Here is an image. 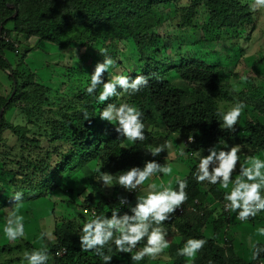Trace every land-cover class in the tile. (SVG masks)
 Returning <instances> with one entry per match:
<instances>
[{"label": "trees", "instance_id": "16d2710c", "mask_svg": "<svg viewBox=\"0 0 264 264\" xmlns=\"http://www.w3.org/2000/svg\"><path fill=\"white\" fill-rule=\"evenodd\" d=\"M177 0H0V70L8 71L16 81V91L10 98L11 89L6 96L0 97V133L5 129L12 131L24 144L34 146L39 152L31 163L15 174L10 181L14 192L21 191L24 198L38 199L45 193L46 188L58 187L54 183L57 177L67 176L77 170L96 164L101 172H108L118 177L123 170L132 166L143 167L144 161L155 159L161 164L166 158L169 149H165L158 157L148 153L149 147L172 142V135L178 134L181 139L193 137V142L186 146V156H194V152L206 155L209 147L216 145L219 148L233 144H244L255 153L264 151V121H252L246 118L245 125L239 128L237 123L234 132L223 129L222 122L217 117L218 105L213 95L223 101L231 102L233 99L230 87L224 81L225 77L220 71L211 72L201 60L185 61L175 60L168 62L162 58L164 38L159 28L163 24L162 12L169 9ZM197 5L203 6L207 11V18L200 22L191 31V21L186 19L185 28L190 31V45L200 40L208 42L220 39L226 30L235 33H245L247 27L252 28L253 18L240 7L237 0H196ZM14 6V8H10ZM16 11V16L12 17ZM13 25L14 37L22 35L26 39L36 37L41 41L66 49L72 42L83 41L92 44L98 39L115 40L116 38H132L140 46V59L143 62L139 71L128 69L127 75L135 78L144 75L148 78V85L139 92L129 96L123 92L119 85L118 94L99 104L98 96L102 85L97 86L95 92L89 95L86 91L90 84V75L81 74L80 79L70 72L76 86L69 89L71 95L66 93L54 95V105L48 107L44 100V92L37 85L29 67L24 64V54L19 57L15 40H7L2 34L5 27ZM181 27V26H180ZM254 27V26H253ZM250 28V29H251ZM144 33V34H143ZM242 35V34H241ZM109 50V47L106 48ZM19 57L16 63L10 64L5 53ZM108 55L112 57V53ZM164 60V61H163ZM171 70L179 76L180 81L173 83L167 78ZM78 75H80L78 73ZM115 75V74H113ZM108 75L103 74L106 82ZM78 79V80H77ZM188 99H190L188 101ZM129 102L137 106L143 113L145 124V141H129L115 131V123H109L99 118L100 111L109 103ZM236 101H242L246 107L252 108L264 118V87L256 86L249 81L247 90L239 93ZM17 103L26 123L35 125L44 120L40 137L48 142L49 148H43L39 139L32 140L28 136L26 127L12 126L5 119V113ZM37 107H33V106ZM87 110L88 120L83 116ZM34 117L35 120H32ZM159 128H163L160 131ZM242 134V135H240ZM178 138V137H177ZM172 145L174 143L172 142ZM184 147V146H183ZM182 148V147H181ZM244 149V148H242ZM252 152V154H253ZM179 155L175 158L178 161ZM197 165H193L187 179L186 189L188 199L182 205L184 208L194 207L195 211L185 209L179 217H171L162 227L170 231L175 227L180 242L170 243L167 254L172 258L173 264H188L184 256L178 255V249L189 238L207 239V244L190 264H227L235 257V251L230 243L220 246L218 237L229 222V213L224 208L225 191L219 184L211 185L207 182L197 183L193 173ZM239 171V170H238ZM94 178L101 182L100 173L96 170ZM112 184L115 188L114 196L101 194L96 202L93 196L80 205L81 216L79 224L69 220L55 227V235L61 240L52 244L49 254L50 264H104L102 257L94 251L84 252L80 249L79 235L83 224L90 218L84 214L88 209L96 215L111 216V212L120 214L128 212L127 206L118 203V197H125L128 205L135 204V192L126 191L120 187L116 179ZM60 187V186H59ZM177 185L174 183L173 188ZM217 205V216L212 221V236L205 237L204 229L212 218L211 202ZM197 202V203H195ZM15 201L11 198H0V213ZM219 210V211H218ZM130 214V212H129ZM86 216V217H85ZM250 222H261L264 226V217L256 216ZM144 241L137 245L133 253H121L114 243L105 246V254L112 256L110 264H146L151 258L145 257L141 261H132L131 255L144 246ZM264 246V244H259ZM111 251H108V248ZM63 248L65 254L57 256L56 252ZM7 249V250H6ZM9 249L6 245L0 248V254ZM264 260V253L258 260L247 264H260ZM10 262V261H9ZM236 264H245L237 258Z\"/></svg>", "mask_w": 264, "mask_h": 264}, {"label": "rangeland", "instance_id": "374dc122", "mask_svg": "<svg viewBox=\"0 0 264 264\" xmlns=\"http://www.w3.org/2000/svg\"><path fill=\"white\" fill-rule=\"evenodd\" d=\"M237 3L240 7H245L246 12L252 16V28L247 27L245 33L239 31L235 33L226 30L220 39L212 42H208L206 39L200 40L198 43L193 41V44L200 45V47L190 45V31L184 26L186 19L189 18L188 20L191 21L190 30L193 31V28H196L200 22L206 20L208 14L205 7L196 6V0H177L169 9L161 13L164 16L163 24L159 28L160 35L164 38V44L161 47L167 49L162 51L161 57L164 60L166 58L168 62L175 60H201L207 67L212 69L211 72L220 71L224 75V83L230 87L233 99L231 102H226L213 95V100L217 103L218 109H227L233 105L236 99L239 98V93L247 90L249 81L256 86L264 87V9L252 11L249 6L251 0H237ZM12 31L13 25L9 23L5 27V33L2 35L7 40H15L19 57L24 54L23 62L34 75V82L42 87L44 100H47L45 105L48 107H56L54 105L55 94L63 95L66 93L68 96L71 95L69 89L73 84L74 86L77 85L73 78L77 76L80 79L83 77L81 74H92L96 63L103 62V57L98 52L100 49L109 47L108 53L111 52L112 58L116 61L115 68L111 70V74L127 75L128 69L139 71L143 64L141 60L139 61L141 48L136 45L132 38H116L111 41L98 39L88 45L83 41L72 42L66 49H60L56 45L41 41L36 37L28 39L22 37V35L14 37ZM19 57L17 58L8 52L5 53V58L10 64L16 63L20 59ZM70 72L77 73L71 75L73 78L70 79V75H68ZM105 73L108 75L107 72ZM8 76V71L0 70V97L6 96L11 89L12 82ZM166 76L173 83L180 81L174 70L169 71ZM22 106V103H17L14 107H11L5 113V119L12 126L26 127L29 130L28 136L32 140L37 138L41 141L43 148H49L48 142H45L40 137L43 130H45V126H43L44 120L39 121L40 124L35 125L26 123L24 114L20 110ZM35 118L32 120H35ZM246 118L252 121H264V118L252 108L246 107L239 117V128L245 125ZM159 129L160 131L163 130V128ZM172 136L174 137L172 141L174 145H172V149L168 151L166 158L161 162V164L168 163L173 166L172 174L168 176L160 173L155 174L141 188H138L140 191L135 192V198L137 195L143 194L147 189V185L152 182L157 184L164 183L165 185L171 183L173 187L177 177L181 179L187 177L193 165H198L195 155L188 157L179 156L178 161H175L179 150L181 147L183 148V143L182 136L180 137L178 134ZM239 145L241 147V144ZM242 145L239 153L241 164H245L246 156H257L264 160V151L255 153L251 148L244 144ZM217 147L219 148V146ZM38 152L34 146L22 143L9 129H5L0 133V198L11 199L14 190L10 185V181L15 174L32 162ZM207 154L208 152L206 151ZM96 170L97 165L92 163L87 168L77 170L61 178L57 177L54 183L60 187L46 188L45 193L41 194L40 198H23L22 202H20L18 214L24 216L25 235L14 242L9 241L3 232L9 215L8 209L13 205L8 206L3 211V215L0 213V248L6 245L9 249L6 253L0 254V264H26V261L23 260V253L26 250L31 251L46 246L50 251L52 244L61 242L58 237L60 234H57V237L55 235V227L69 220H74L78 222L76 223L77 225H80L79 219L82 218L80 205L88 196H93L96 202L102 193L114 196V186L105 187L102 181L99 182L94 178ZM238 170L239 165H237V172L233 173V179L238 175ZM230 188L231 185L229 189L223 190L227 192ZM225 203L227 202L225 201L224 205ZM217 205L215 201L211 202L213 215L204 229V235L208 238L212 236L211 223L217 216ZM228 213L229 222L222 229L217 243L220 246L230 243L235 251V257L229 260L227 264H236L237 258L247 264L252 261V244L264 243V236H260L257 233L258 227H264L263 223L250 222L249 220L241 221L237 219L235 212L228 210ZM257 216L264 217V212L259 213ZM42 233L46 234L43 238ZM167 233L168 236L166 238L170 243L178 244L180 242L181 239L177 235L174 226ZM184 258L188 264L192 261L185 256ZM173 263L172 258L167 254V249H165L160 256L156 259H150L146 264Z\"/></svg>", "mask_w": 264, "mask_h": 264}, {"label": "clouds", "instance_id": "9594fccd", "mask_svg": "<svg viewBox=\"0 0 264 264\" xmlns=\"http://www.w3.org/2000/svg\"><path fill=\"white\" fill-rule=\"evenodd\" d=\"M250 9L259 11L264 9V0H251ZM103 62H97L92 72L90 84L86 91L92 95L97 86L102 85V91L98 96V103L101 104L110 97L116 96L117 85L123 92L129 96L139 92L148 85V78L144 75H136L131 78L124 74H111L115 68L116 61L108 55L107 49L98 51ZM78 60V57L76 56ZM107 72L106 82L103 74ZM246 105L242 101H236L227 109H218L216 115L222 122L223 129L234 132ZM83 116L88 120L87 110H83ZM143 113L137 107L129 102L109 103L99 113V118L103 121L112 123L115 121V131L124 139L129 141H145L148 137L145 135V124L142 120ZM187 138L182 139L185 140ZM189 142H193V137H188ZM172 149V142H166L163 145L149 147L148 153L152 157H158L165 149ZM186 145L179 150L178 155L186 156ZM208 154L202 155L201 152H194L198 160L197 171L193 173L197 183L207 182L211 185L219 184L223 189H229L224 195L227 202L224 205L226 211L230 210L237 214V219L246 221L256 217L264 212V160L257 156H246L245 164L240 163L241 147L239 144L218 148L213 145L207 149ZM238 175L233 179V173ZM100 167L97 171L100 173V181L105 187L113 186V179L117 180L120 187L126 191L138 192L141 186L145 184L155 174L160 173L168 176L173 172V166L168 163L160 164L155 159L144 161L143 167L132 166L127 170L121 171L118 177L108 173L101 172ZM176 188L171 183L157 184L149 183L143 194L137 195L134 205H128L125 197H118V203L121 206H127L129 211L120 214L119 211L111 212V216L96 215L92 210H88L91 218L83 224L81 235H79L80 249L84 252L94 251L97 256L102 257L104 264H110L112 256L105 254V246L114 243L121 253H133L137 245L144 241V246L131 255L132 261H141L145 257L156 259L170 245L167 230L162 225L176 217L174 213L188 199L186 192L187 179L176 178ZM138 189V190H137ZM11 198L15 201L14 205L8 209L6 225L3 229L5 237L9 241H16L25 235L24 216L18 214L20 202L24 198L21 191L13 192ZM197 203V202H195ZM184 208V206H182ZM184 208L185 209H189ZM190 210V209H189ZM191 211V210H190ZM93 212V214H91ZM130 212V214H129ZM84 214H87L84 212ZM257 233L264 236V227H258ZM42 238L46 234H41ZM207 244V239L189 238L184 242L182 248L178 249V255L185 256L189 260H194L196 254ZM111 251V248H108ZM264 253V246L252 244L251 259L258 260ZM51 256L46 246L31 251H24L23 260L26 264H50Z\"/></svg>", "mask_w": 264, "mask_h": 264}, {"label": "built area", "instance_id": "2783aa9c", "mask_svg": "<svg viewBox=\"0 0 264 264\" xmlns=\"http://www.w3.org/2000/svg\"><path fill=\"white\" fill-rule=\"evenodd\" d=\"M183 146H184V144L186 145V146H188L189 144H191L192 142H189L188 141V138L187 139H185V140H183ZM191 211H195V208L194 207H190L189 208ZM84 212L85 213H89L88 212V210H86V209H84ZM183 212H184V208L181 206V208L180 209H177L176 210V212L174 213V216H181L182 214H183ZM91 214H93V212H91ZM65 254V250L63 249V248H60L57 252H56V255L57 256H63Z\"/></svg>", "mask_w": 264, "mask_h": 264}, {"label": "water", "instance_id": "95a60500", "mask_svg": "<svg viewBox=\"0 0 264 264\" xmlns=\"http://www.w3.org/2000/svg\"><path fill=\"white\" fill-rule=\"evenodd\" d=\"M10 8H14V6H10ZM15 16H16V11H15V13H14V15L12 17H15ZM1 29L2 28L0 27V39H1ZM9 76L12 78L11 74H9ZM12 81H13V90H12V93H11L9 99H11V97L14 95V93L16 91V86H17L16 85V81L14 80V78H12ZM2 115H3V110L0 111V119H1Z\"/></svg>", "mask_w": 264, "mask_h": 264}, {"label": "crops", "instance_id": "0c3cea01", "mask_svg": "<svg viewBox=\"0 0 264 264\" xmlns=\"http://www.w3.org/2000/svg\"><path fill=\"white\" fill-rule=\"evenodd\" d=\"M142 187V186H141ZM140 191V190H139ZM264 244V243H263ZM260 264H264V260H263V262L262 263H260Z\"/></svg>", "mask_w": 264, "mask_h": 264}]
</instances>
